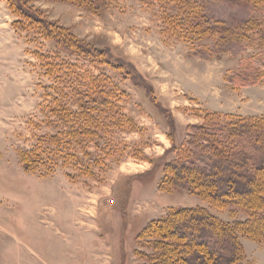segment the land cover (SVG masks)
Masks as SVG:
<instances>
[{"label": "rangeland", "instance_id": "1", "mask_svg": "<svg viewBox=\"0 0 264 264\" xmlns=\"http://www.w3.org/2000/svg\"><path fill=\"white\" fill-rule=\"evenodd\" d=\"M25 13L54 21L77 40L103 49L107 62L72 54L44 38ZM263 14L264 0H0V264H143L153 250L138 232L170 206L204 203L224 219L244 218V212L210 206L183 189L161 191L157 183L163 164L204 123L206 112H214L207 107L214 102L209 96L200 93L202 99H195L189 92L178 94L181 89L227 91L222 98L230 111L217 112L221 116H251L231 110L241 106L248 113L264 104V78L244 86L226 79L264 50L258 36L246 32L249 39L231 52L220 44V31L210 29L223 22L242 27L243 19ZM62 57L79 77L55 69ZM126 63L139 79L133 70L126 71ZM92 77L110 87L112 99L135 126L125 119L122 128L111 123L93 143L86 138L80 145L72 141L67 155L44 167L47 172V167L54 168L53 173L26 170L20 151L69 125L50 107L71 104L76 79L89 84ZM140 81L152 88L155 103ZM76 88L83 91L81 84ZM184 100L189 106L177 109L181 120H189L179 126L170 104ZM142 116L156 125L139 126ZM171 118L173 140L168 135ZM157 134L170 140L160 154L156 152L164 137ZM136 159L147 162L143 172L119 167ZM194 200L199 203L193 205ZM86 221L98 223L110 247L100 261L92 255L102 254L106 243H96L97 234ZM242 243L254 264H264V244L246 237Z\"/></svg>", "mask_w": 264, "mask_h": 264}, {"label": "trees", "instance_id": "2", "mask_svg": "<svg viewBox=\"0 0 264 264\" xmlns=\"http://www.w3.org/2000/svg\"><path fill=\"white\" fill-rule=\"evenodd\" d=\"M67 1L80 3V0ZM25 15L28 21L31 19L38 24L29 22L44 38L54 39L72 54L96 56L107 62L102 55L103 49L77 40L68 29L54 21L46 23L35 14ZM241 23L242 27L233 28L223 22L221 25L213 24L210 29L212 32L220 31V44L224 42L231 52H237L236 48L249 39L251 35L246 32L257 35L264 48V14L261 18H245ZM263 52L241 64L226 77L227 81L234 86L260 83L264 78V59H259V55L263 56ZM199 54L204 55L201 51ZM54 55L59 60V54ZM64 58L55 63V69L66 74L71 71L79 77L72 63L64 61ZM124 65L126 71L133 70L134 78H140L131 64ZM76 81L72 87L74 92L69 95L73 103L61 102L50 107V111L58 113L69 125L49 136H41L37 144L20 151V162L26 170L45 171L48 161L61 154L67 155L72 141L78 145L85 138L92 142L102 132L109 131L111 123L122 128L126 119L127 123L135 126L133 119L114 102L108 91L110 87L104 81L93 77L89 84L85 79L81 83ZM79 84L83 91L76 88ZM138 84L147 90L155 103L152 88L141 81ZM169 126L171 131L168 135L173 140L172 118ZM172 147L176 146L173 144ZM176 151L175 157L162 166V175L157 183L159 190L183 189L210 206L230 209L232 213L244 212L246 216L227 220L203 205L170 206L163 215L151 219L138 232L139 238L153 250L143 264H254L245 254L242 237L264 244V112L251 116H221L207 111L204 123L196 125L193 135ZM47 168V174L54 172V168Z\"/></svg>", "mask_w": 264, "mask_h": 264}, {"label": "crops", "instance_id": "3", "mask_svg": "<svg viewBox=\"0 0 264 264\" xmlns=\"http://www.w3.org/2000/svg\"><path fill=\"white\" fill-rule=\"evenodd\" d=\"M200 91H201V89H200ZM181 92L183 94L185 92H189L188 94H190V96L193 97V98H195V99H202V96L203 95H204L203 97H205V95L209 96L211 99L214 100V102L212 101V103H211L209 101L210 104L207 107L209 108V110H212L214 112H227V111H230V110H228V106L224 102L225 101L224 98H222L225 94L227 95V91H225V90L219 89V91H217V90H210V88H208L206 90L204 89L203 92L202 91L201 92H199V91L196 92V91H187V90L181 89L178 92V94H181ZM200 93H203V95L200 94ZM145 94L147 95L148 93H145ZM148 96L151 99V96L149 94H148ZM159 97H160V94H159ZM260 104L259 105L257 104V106L253 108L254 110H250V111L247 110L248 113H246L245 107H241V106L238 107V108H236V110H231V111L232 112H236L238 114H243V115H252V114H258V113L260 114V113H262L264 111V104L263 103L261 105ZM185 105L186 106H189L187 103H185V100L183 102H181V103L180 102L179 103H174V105L173 104L172 105L170 104V107L173 109L172 110V113H173V115L175 117L176 124L179 125V126H181L185 122H188V120H189V119H187L186 121H183V120H181V117H179L178 110H180V109H177V108H179L180 106H185ZM137 122H138L139 126H141V127L144 126V125H146V124L156 125V123L151 118H147V117L145 118L143 116L141 117L140 120L138 119ZM157 135L159 136V138L160 137H162V138L164 137L163 134H157ZM160 145H161L160 146V149L161 150H158L156 152V154H160L164 150V148H167L170 145V140L167 139L166 137H164L163 140L160 141ZM143 150H144L145 154H148L147 149H143ZM149 150H150V148H149ZM135 161L136 162L126 161L123 167H122L123 164L119 165V167L121 166L122 169H124V170L127 169V171H130V172H133V173L134 172L135 173H137V172H143L144 169L147 166V164H146L147 162L145 160H139V159H136ZM97 196H98L97 199L99 201V199H100V193H98ZM201 201L202 202H205L202 199H201ZM196 203H199V201L194 200L193 201V205H195ZM199 204L200 205H203L204 203H199ZM87 216L89 217L88 214H87ZM86 227L93 229L91 231L92 234H94V233L97 234V239H96L97 242L96 243H98L100 241L106 243V241L104 240V238H102V236L99 234V225H98V223L96 224L95 221L93 223L86 221ZM107 248L110 249V247H108L107 246V243H106V250H102V252H101L102 254L97 253V252L96 253L93 252L92 259L93 260L95 259V260L100 261L101 258H105V255L104 254L109 252V250ZM82 257H83V255H81L80 257H76V259H78V258L79 259H82Z\"/></svg>", "mask_w": 264, "mask_h": 264}]
</instances>
